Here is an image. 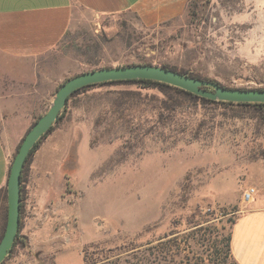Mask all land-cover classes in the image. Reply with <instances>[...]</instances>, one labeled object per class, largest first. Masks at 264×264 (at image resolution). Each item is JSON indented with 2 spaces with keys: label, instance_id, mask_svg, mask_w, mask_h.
<instances>
[{
  "label": "rangeland",
  "instance_id": "1",
  "mask_svg": "<svg viewBox=\"0 0 264 264\" xmlns=\"http://www.w3.org/2000/svg\"><path fill=\"white\" fill-rule=\"evenodd\" d=\"M250 8L246 0H189L182 16L152 27L130 12L84 21L51 58L50 99L25 106L28 129L64 82L101 68L165 65L229 88H264V63L251 55L264 47V26L252 31ZM123 90L140 97L125 104L116 97ZM164 100L128 85L67 102L48 135L56 161L42 158L52 172L41 206L45 244L13 249L3 264H83L84 254L88 264H132L131 243L136 264H146L145 248L160 242L153 264H234L224 240L252 203L242 194L257 187L253 200L264 195V117L196 100L164 109ZM27 199L24 190L23 209Z\"/></svg>",
  "mask_w": 264,
  "mask_h": 264
},
{
  "label": "crops",
  "instance_id": "2",
  "mask_svg": "<svg viewBox=\"0 0 264 264\" xmlns=\"http://www.w3.org/2000/svg\"><path fill=\"white\" fill-rule=\"evenodd\" d=\"M250 2L246 16L259 31L264 26V0ZM189 0H0V191L6 189L11 162L29 130L31 112L25 106L45 104L56 83L51 58L70 31L84 21L130 12L145 27L179 18ZM255 29V30H254ZM263 31V30H262ZM259 40V37L257 38ZM252 60L264 63V47L252 51ZM14 122L13 128L6 127ZM49 136L27 166L23 209L14 248L21 253L45 244L42 202L51 186V170L43 156L55 160ZM40 160L42 162H40ZM257 187L255 190L257 191ZM264 185H259L263 190ZM36 201L35 207L31 201ZM42 211V212H41ZM230 254L235 264H264V195L241 211L230 230ZM10 255V254H9ZM19 258L16 257V262Z\"/></svg>",
  "mask_w": 264,
  "mask_h": 264
},
{
  "label": "water",
  "instance_id": "3",
  "mask_svg": "<svg viewBox=\"0 0 264 264\" xmlns=\"http://www.w3.org/2000/svg\"><path fill=\"white\" fill-rule=\"evenodd\" d=\"M147 80L182 90L213 102L264 104V90L227 89L214 82L197 80L155 65H130L101 68L76 75L56 91L51 105L26 132L11 162L6 182L7 220L0 240V264L6 259L18 236L20 226L21 173L34 145L54 126L70 96L82 88L116 81Z\"/></svg>",
  "mask_w": 264,
  "mask_h": 264
},
{
  "label": "trees",
  "instance_id": "4",
  "mask_svg": "<svg viewBox=\"0 0 264 264\" xmlns=\"http://www.w3.org/2000/svg\"><path fill=\"white\" fill-rule=\"evenodd\" d=\"M143 65H151V64H143ZM130 66V65H129ZM157 66V65H155ZM160 67L165 68V69H169L172 70L174 72H177L179 74H183V75H187L191 78L197 79V80H203V81H208V82H214L215 84H217L218 86H221L223 88H227V89H238V88H229V87H225L223 85H221L220 83L207 79V78H203L199 75L193 74V73H188L185 70H177L176 68L173 67H168L165 65H160ZM128 85H133L135 86L137 89H156L160 94H162L164 96V98L166 99V101H162L163 105L166 107H164V109H171V110H176L177 108H180L183 103L185 102H190L191 100H196L199 101L203 104H208V105H218V106H223V107H231V108H237L240 110H249V113H252V116L254 117H264V104H234V103H228V102H213V101H209V100H205V99H201L198 98L196 96H193L189 93H186L182 90L167 86L165 84H161V83H157V82H153V81H147V80H132V81H116V82H107V83H102V84H97V85H92V86H88L85 88H82L80 90H77L76 92L73 93L72 96L69 97L68 101L70 99H72L73 97H75L76 95L86 92L90 89L93 88H98V87H104V86H128ZM249 89H254V90H264V88H247V89H241V90H249ZM119 94H116V97H119V99H122L124 101V103H131V101H134L135 99L140 97V92L138 91H134V90H123L118 92ZM107 94H113V93H106ZM115 95V94H114ZM172 98H174V100L171 102ZM67 101V102H68ZM116 104V102L114 101L113 105ZM61 115L58 116L56 123L60 120ZM54 126H52L49 131L34 145V147L31 149L29 155L26 158L24 167L22 169V173H21V204H20V220H21V214L23 212V205H22V201H23V194H24V186L23 183L25 181L24 177H25V172L27 170V166L30 164L32 156L34 155V153L37 151V149L39 148L40 144L43 142V140H45V138L51 134V132L53 131ZM19 147V146H18ZM17 147V150H18ZM16 150V151H17ZM0 218L3 223L0 226V240L4 234L5 231V226H6V220H7V202H6V189L4 191H0ZM235 222V221H234ZM233 222V224H234ZM232 224V225H233ZM20 229V226H19ZM19 232V231H18ZM225 251H226V256L231 257L230 254V233L228 234V236L225 238ZM168 243H170V241H168ZM18 244V236L13 244V247L11 249V251L9 252V254H11L13 252V249L16 247V245ZM151 242H148L146 245H150ZM158 245L162 246V243H158ZM158 245L156 246H148L147 248H145V252H146V256L148 257V259H146V264H153L156 260H157V256L154 254V252L157 253L158 250ZM131 246V252L128 254L129 257H131L132 259V264H136L137 262V251H134L136 248L133 247V244H130ZM129 246V247H130ZM163 250V248L161 249V251ZM170 251V249H169ZM85 252V251H84ZM162 255V252H160ZM9 256V255H8ZM7 258V257H6ZM149 258H152L153 260H149ZM145 260V258H144ZM162 261H166L165 258H161ZM170 261H172L170 259ZM3 264V263H2ZM83 264H88L87 261V257L84 254L83 257ZM235 264V263H234Z\"/></svg>",
  "mask_w": 264,
  "mask_h": 264
},
{
  "label": "built area",
  "instance_id": "5",
  "mask_svg": "<svg viewBox=\"0 0 264 264\" xmlns=\"http://www.w3.org/2000/svg\"><path fill=\"white\" fill-rule=\"evenodd\" d=\"M255 194V190L253 188H248L242 194V202L245 204H250L253 200V195Z\"/></svg>",
  "mask_w": 264,
  "mask_h": 264
}]
</instances>
